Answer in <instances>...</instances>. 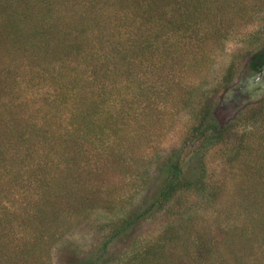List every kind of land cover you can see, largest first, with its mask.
<instances>
[{
    "label": "trees",
    "instance_id": "16d2710c",
    "mask_svg": "<svg viewBox=\"0 0 264 264\" xmlns=\"http://www.w3.org/2000/svg\"><path fill=\"white\" fill-rule=\"evenodd\" d=\"M263 12L264 0H0V264H54L56 250L68 264H264V98L222 123L237 57L212 76ZM261 41L248 42L255 71ZM179 118L186 134L164 154ZM95 216L107 236L81 255L66 240Z\"/></svg>",
    "mask_w": 264,
    "mask_h": 264
},
{
    "label": "rangeland",
    "instance_id": "374dc122",
    "mask_svg": "<svg viewBox=\"0 0 264 264\" xmlns=\"http://www.w3.org/2000/svg\"><path fill=\"white\" fill-rule=\"evenodd\" d=\"M260 38L261 45H264V12L258 15L255 21L248 25L247 27L238 31V33L226 44L225 51L218 55L214 70L213 77L216 81H219L221 77L224 75L225 70L231 64L234 57H237L239 62L237 77L234 84L238 81H243V77L246 74V65L245 61L247 59V52L251 48L248 45L249 40L252 38ZM251 87V86H249ZM232 89V86L221 92V99L218 108V118L223 123L231 118H233L238 112L245 110L250 105L261 101L264 98V82L261 81V86L257 90H255L254 94L258 96L253 99V101L244 100L245 101L235 102L229 100V97H225L227 92ZM31 92L28 93V96ZM37 93L34 92V95ZM33 95V96H34ZM261 95V96H260ZM27 96V97H28ZM260 97V98H259ZM173 127L170 126V123L167 124V127L164 132L166 134L161 140V148H163L164 154H166L173 146H175L186 134L188 123L187 119L179 118ZM107 226V220L104 219L103 216H95L90 222L84 224L80 229H78L75 233L70 235L66 242L67 244H72L73 248L79 254H85L88 250L92 249L94 246L99 245L107 236L109 230ZM159 224H149L143 225L138 231L139 235H151L156 234L159 231ZM118 246L121 247L120 244ZM62 254L56 250L54 254V264H68L71 254L63 253ZM77 263L76 261H72Z\"/></svg>",
    "mask_w": 264,
    "mask_h": 264
},
{
    "label": "flooded vegetation",
    "instance_id": "af4514ba",
    "mask_svg": "<svg viewBox=\"0 0 264 264\" xmlns=\"http://www.w3.org/2000/svg\"><path fill=\"white\" fill-rule=\"evenodd\" d=\"M261 81L264 82V69L255 71L251 67H246V74L243 77V81H237L232 85L231 93L228 96L229 100L237 103L245 101L244 98H247V100L253 101V99L258 96V93L257 95L254 94V91H258L257 88L261 86ZM246 103L245 101L244 104Z\"/></svg>",
    "mask_w": 264,
    "mask_h": 264
},
{
    "label": "water",
    "instance_id": "95a60500",
    "mask_svg": "<svg viewBox=\"0 0 264 264\" xmlns=\"http://www.w3.org/2000/svg\"><path fill=\"white\" fill-rule=\"evenodd\" d=\"M230 93H231V90H229V91L227 92V95H226L225 97H228Z\"/></svg>",
    "mask_w": 264,
    "mask_h": 264
}]
</instances>
